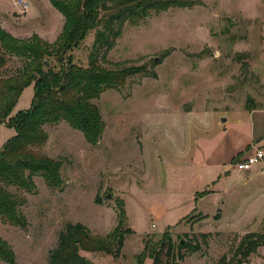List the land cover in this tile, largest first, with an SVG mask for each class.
Returning <instances> with one entry per match:
<instances>
[{"label": "rangeland", "instance_id": "obj_1", "mask_svg": "<svg viewBox=\"0 0 264 264\" xmlns=\"http://www.w3.org/2000/svg\"><path fill=\"white\" fill-rule=\"evenodd\" d=\"M18 1L0 0V29L22 41L56 42L64 17L50 0H24L27 12ZM203 2L125 25L104 67L146 65L157 75L130 77L93 101L106 124L98 145L65 121L45 127L49 138L37 151L61 164L63 186L55 189L36 176L35 193L10 188L27 200L25 229L0 222V238L17 264H48L69 223L104 239L121 210V231L132 233L118 259L82 249V237L72 240L93 264H139L146 242L157 243L166 232L177 249L180 241L200 245L181 264H219L235 236L264 233V162L237 171L241 160L264 150V0ZM94 34L72 52L75 63L88 65ZM23 64L7 56L3 76ZM33 97L30 84L0 124V148L16 132L6 124L30 110ZM202 233L211 235L206 242ZM248 264H264V247Z\"/></svg>", "mask_w": 264, "mask_h": 264}, {"label": "trees", "instance_id": "obj_2", "mask_svg": "<svg viewBox=\"0 0 264 264\" xmlns=\"http://www.w3.org/2000/svg\"><path fill=\"white\" fill-rule=\"evenodd\" d=\"M64 17V27L54 43L33 36L27 41L18 40L0 29V124L13 113L17 101L32 84L34 97L28 111H19L7 126L15 128V135L0 148V222L25 229L28 220L22 212L27 200L10 191L17 188L29 194L35 193L36 176L42 177L55 189H61V164L41 155L37 150L47 143V125L62 121L84 134L87 143L94 147L104 136L106 124L98 105L93 102L111 89H121L124 82L143 74L156 78L155 71L146 65L124 66L121 69L105 68L110 63L109 52L123 34L127 23L138 25L153 13H162L170 8L201 7L203 0H50ZM94 31L92 55L86 67L75 63L72 52L78 48L88 33ZM170 52L160 57L165 59ZM7 56L22 59L24 64L9 77L3 76ZM239 58V57H238ZM51 60L55 61L52 65ZM240 60V58L238 59ZM48 62V65H47ZM155 65V61H152ZM251 102V101H250ZM248 109L252 105L248 103ZM99 203V199H96ZM124 212L119 211L114 231L104 239L92 237L88 227L67 224L61 233L58 247L50 252L48 264H93L79 252L72 240L79 236L82 249L103 252L118 259L125 247V236L131 228L121 231ZM218 219V217H217ZM210 233L201 234L205 242ZM229 252L219 264H248L259 248L264 247V233L251 232L235 236ZM138 256L139 264L146 258L153 264H181L187 254L200 250L196 241H183L175 245L166 232L159 242H146ZM115 248L114 251L112 250ZM184 252V253H183ZM0 260L17 264L13 249L0 238ZM179 260V261H178Z\"/></svg>", "mask_w": 264, "mask_h": 264}, {"label": "built area", "instance_id": "obj_3", "mask_svg": "<svg viewBox=\"0 0 264 264\" xmlns=\"http://www.w3.org/2000/svg\"><path fill=\"white\" fill-rule=\"evenodd\" d=\"M18 5L23 12H27L29 9V2L24 0H19ZM264 162V150L256 149L255 152L241 160L237 165V171H252L256 166Z\"/></svg>", "mask_w": 264, "mask_h": 264}, {"label": "water", "instance_id": "obj_4", "mask_svg": "<svg viewBox=\"0 0 264 264\" xmlns=\"http://www.w3.org/2000/svg\"><path fill=\"white\" fill-rule=\"evenodd\" d=\"M47 65H48V62H47ZM222 121H225V119H223Z\"/></svg>", "mask_w": 264, "mask_h": 264}]
</instances>
